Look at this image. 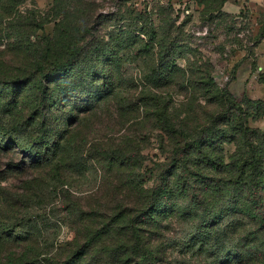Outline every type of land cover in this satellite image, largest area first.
Listing matches in <instances>:
<instances>
[{
  "label": "rangeland",
  "instance_id": "374dc122",
  "mask_svg": "<svg viewBox=\"0 0 264 264\" xmlns=\"http://www.w3.org/2000/svg\"><path fill=\"white\" fill-rule=\"evenodd\" d=\"M84 1L95 4L99 15L111 16L107 25L99 28L102 34L124 24L110 22L121 10L120 0ZM212 1L131 0L127 4L130 11L124 7L122 14L128 20L130 15L147 19L158 29L159 38L175 41L179 50L176 64L189 74L192 71L196 79L209 74L237 102L264 100V0H226L219 10L213 8L219 3L210 5ZM55 5L56 0H17L0 6V74L34 73L35 56L55 36ZM13 6L10 15L8 10ZM130 53L122 52V64L113 66L119 71L114 96L108 93L92 102L81 110L84 113L75 110L67 126L63 123L72 102L50 113L54 125L59 121V127L66 128L62 132L71 148L67 156L71 160L59 170L31 159L20 147L0 146V226L11 230L0 244V264L13 263L18 256H36L30 246L38 248L41 264H57L79 248L75 264H115L108 258L109 252L96 257L100 243L86 245L97 224L89 225L84 218L93 212L112 214L121 199L130 205L138 198L127 186L117 188V178H125L123 167L118 165L121 157L132 161L127 170L136 180L145 188H154L182 141L170 138L156 123V107L159 110L167 103L173 123L189 129L198 128L217 110L216 105L208 104L203 91L194 87H153L144 77V61L132 59ZM88 91H95L94 86ZM29 97V91L18 97L5 95L4 104H0V126L12 130L15 124H22L18 135L25 144L38 131V123L29 119L34 105ZM75 116L82 120L75 121ZM250 126L264 132V116L251 120ZM236 150L235 144L223 146L227 162ZM189 166L192 169L194 164ZM108 170L112 172L107 176L110 184L105 178ZM176 191L169 215L146 217L141 223L144 234L150 237L147 245L156 251L161 264H264V230H257L256 222L231 209L217 229L208 231L206 239L198 237L202 205L194 213L187 193ZM74 205L86 212L81 219L68 212ZM81 222L87 225L81 227ZM19 233L25 239L18 238ZM192 241L198 242L194 248L190 247ZM230 247L236 250L232 255Z\"/></svg>",
  "mask_w": 264,
  "mask_h": 264
},
{
  "label": "trees",
  "instance_id": "16d2710c",
  "mask_svg": "<svg viewBox=\"0 0 264 264\" xmlns=\"http://www.w3.org/2000/svg\"><path fill=\"white\" fill-rule=\"evenodd\" d=\"M0 1V6H3L5 2L17 0ZM130 1L120 0L121 10L110 20L117 26L124 24L102 34L99 28L107 25L110 15H99L92 2L56 0L53 9L57 21L55 36L35 56L34 73L26 76L6 72L0 74V104H4L5 95L18 97L29 91L30 105L34 103L30 107L32 113L29 119L38 123V131L25 144L18 135L22 124H15L12 130L0 126V146L2 149H7L8 145L20 147L31 159L52 164L59 170L71 160L67 159L71 148L62 132L66 128L63 130L59 127V121L54 125L50 113L59 110L68 101L72 102L63 123L67 126L75 110L89 108L92 102L104 98L108 93L114 96L119 86V71L113 66L118 68L122 64V52L131 51L129 55L132 59L144 61V77L150 85L155 88L194 87L202 90L208 104L216 105L217 110L198 128L189 129L187 126L178 128L173 123L172 117L167 114V103L159 110L156 107V123L170 138L182 140L172 152V162L166 164L159 184L150 189L128 172L127 167L132 165V161L121 157L118 165L123 167L122 175L125 178H117V188L127 186L138 198L133 199L134 203L130 205L121 199L112 214L93 212L84 218L89 225H98L86 245L100 243L95 250L96 257L109 252L108 258L115 264H161L156 251L147 245L150 237L148 239L144 234L141 223L146 217L169 215L174 209L171 201L178 194L176 189L179 193H187L194 213L195 209L200 208L199 204L202 205L198 237L206 239L208 231L217 229L224 214L231 209L240 210L256 222L257 230H264V132L250 126L251 120L264 116V100L237 102L227 89L219 88L209 74L196 79L192 68L189 74L187 69L179 67L175 62L179 54L175 41L159 38L158 29L149 25L147 19L140 16L132 18L130 15L128 20L122 14L124 7V11H130L127 7ZM214 1L219 3V6H213L215 10L222 8L226 2ZM15 7L8 10L10 15H13L12 9ZM90 86H94L95 91H88ZM157 97L155 95L154 99ZM74 118L75 121L82 120L76 116ZM228 144L237 147L229 162L222 155L223 146ZM191 163L194 164L192 169L189 166ZM111 173L108 170L105 175L108 184L111 178L107 176ZM57 175L62 178V174ZM112 188H116L114 184ZM224 203L225 206H222ZM67 209L79 217L76 219H81L82 214L86 213L78 205ZM81 223V227L87 225ZM115 224L114 229L107 230ZM0 229L1 244L4 235L11 230L9 227L4 230L2 226ZM19 237L25 239L20 233ZM104 237H107L105 241L102 240ZM197 243L192 241L190 247L194 248ZM234 249L230 247L231 255L236 252ZM29 250L35 251L36 256H18L8 264H41L38 248L30 246ZM80 254L79 248L69 252L65 260L56 263L75 264Z\"/></svg>",
  "mask_w": 264,
  "mask_h": 264
},
{
  "label": "crops",
  "instance_id": "0c3cea01",
  "mask_svg": "<svg viewBox=\"0 0 264 264\" xmlns=\"http://www.w3.org/2000/svg\"><path fill=\"white\" fill-rule=\"evenodd\" d=\"M251 1L255 3H261L263 0H251Z\"/></svg>",
  "mask_w": 264,
  "mask_h": 264
}]
</instances>
